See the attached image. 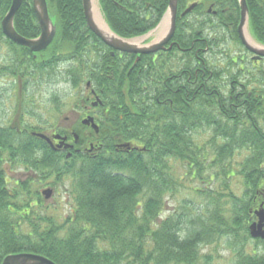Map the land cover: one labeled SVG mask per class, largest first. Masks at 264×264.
Returning <instances> with one entry per match:
<instances>
[{"label":"trees","instance_id":"16d2710c","mask_svg":"<svg viewBox=\"0 0 264 264\" xmlns=\"http://www.w3.org/2000/svg\"><path fill=\"white\" fill-rule=\"evenodd\" d=\"M46 1L56 36L42 53L43 61L32 59L28 50L10 42L0 30V48L7 55L1 77L33 79L38 84V78L49 76L47 70L56 67L61 48L78 54L86 37L93 44L99 42L86 26L81 0ZM177 1L178 11L191 2ZM10 3L0 0V20ZM167 3L141 0L144 9L137 13L120 9L112 0H100L99 5L110 30L129 39L154 28ZM207 4L215 16L205 13ZM246 4L249 33L264 45V2L246 0ZM194 9L190 15L194 17L176 20V44L157 57L140 56L134 62L130 56L124 63L117 52L110 57L106 51L101 72L114 81L98 83L100 76L94 85L107 84L103 101L109 102L111 116L102 124L108 137L98 140L93 157L75 154L64 163L60 153L39 138L30 135L15 146L11 138L0 137V264L18 253L39 254L55 264H201L211 261L203 247L220 239L227 241L234 264H264L243 253L250 241L254 201L264 185V132L258 121L264 122V90L249 88L247 68L236 72L230 66L242 58L244 49L236 35L237 0H202ZM13 23L25 37L38 35L31 0H23ZM219 30H231L233 37L228 38L237 48L222 39L211 40ZM200 133L208 135L206 141L198 142ZM120 144H128L129 150H117ZM3 152L7 160L1 157ZM241 152L244 158L237 170L229 160ZM4 161L26 165L39 173L40 181L52 174L59 183L70 177L73 213L58 225L38 216L30 202L21 205L18 194L9 196L1 173ZM170 161L183 168L188 192L201 201L184 200L162 217L165 194L186 189L182 179L175 182L170 176ZM236 176L244 185L240 195L233 191ZM195 180L219 181L220 186L194 187ZM27 184L22 185L24 190ZM11 216L21 217L13 221ZM18 221L25 222L29 232L17 230Z\"/></svg>","mask_w":264,"mask_h":264},{"label":"flooded vegetation","instance_id":"af4514ba","mask_svg":"<svg viewBox=\"0 0 264 264\" xmlns=\"http://www.w3.org/2000/svg\"><path fill=\"white\" fill-rule=\"evenodd\" d=\"M112 1L115 4V6H118L122 10H126L128 13L131 11H135L137 13V11H140V9H144V7H142L141 0H121L127 3L126 6L118 5L114 0ZM95 2L97 5L96 7L99 8V11H100V5H99L100 0H95ZM191 2L196 3V6L194 7L196 8L202 2V0H191ZM187 4L184 5V7L180 11H178V7H177L176 20L178 18H184L186 16L188 17L194 12L195 9L193 8L190 12L181 16V14L187 8ZM167 6H168V3H167ZM177 6H178V1H177ZM81 8H82V3H81ZM166 10H167V7H166ZM204 11L207 14H212L213 16L216 15V12L212 9L211 4L210 5L207 4V6L204 7ZM165 12L163 13L162 17L160 18V20L158 21V23L156 24L154 28H152L150 31L140 36L129 38V40L136 39L137 40L136 42L138 44L145 45L146 43L149 44L152 41H156L157 39H160L161 38L160 36L162 35V28H159L155 32L151 33L148 36V38L145 39L144 37L148 35L149 32L155 30L159 25H161V21H162V18ZM82 14H83V10H82ZM190 17H194V16H190ZM176 20H175L174 31L172 35L170 36L169 40L165 43L162 49L154 53L142 54V55L124 53V52L113 50L112 48L108 47L106 44H104L103 42L99 40V42H101L105 46V50H104L100 48L101 45L99 42H96V44H93L92 39L88 37L85 38L86 41L80 43V46H83V45L85 46L80 48V50L78 51V54L68 53L64 51L65 49L61 48L60 52L56 53V57H58L57 62H56V67L53 69L47 70L48 73L50 74L49 76H51L52 79L43 78L42 81L52 80L53 85H50V87L55 88L56 92L62 87L64 91H66V89L68 90L72 89L71 91L74 92V95L75 93L77 94L75 97L77 99L75 101H70L72 106L67 111V114L64 117H59L55 121V124H52L50 126L49 131L47 132H45L44 130H42L41 128L37 126H28L23 121L22 110L28 109L29 103H33L32 102L33 100H30L31 98L26 97L24 98V101L22 99L20 102V105L18 108V110L20 111V114H18L15 120L11 122L12 120L11 118V120L10 119L5 120L6 123H3L0 125V137L11 138V139L15 137L16 140L23 141L27 139V136H30V135L33 136L35 133H42L50 139L53 145L54 151H58L60 153V155L63 158L64 163H66V161L69 160L75 154L76 155L87 154L93 157V155L96 154L97 151L99 150L98 140L101 139L102 141L108 137L102 131V124L105 121L109 120L111 116V110L108 108L109 102L103 101V98H107V93H108V89L106 88L107 84L99 85V86L94 85L95 83L94 79H98L100 76H102V78L100 79L98 83L108 82V80L114 81L113 79H108L107 72H103L106 78L103 77V73L101 72L102 70L101 61H103V59L106 57V51L110 57H113L115 55V52H117L118 59L119 60L124 59L123 60L124 63H129L128 60H126L125 58H130V56L134 57L133 58L134 62L137 59L139 60L140 56L151 55V56L157 57L161 52L170 50L172 46L176 44L174 41L175 34L177 32ZM229 27L232 30L233 27L231 26ZM231 30L229 31V33L228 32L223 33V31L219 30L217 31V34L211 36L210 39L218 43L220 39L227 38V40L231 42L230 39L228 38L229 37L228 35L230 36L233 35ZM236 35L239 40V37L237 34V26H236ZM35 37H32V38H35ZM49 48H50V45L46 48V50ZM28 52L30 51L28 50ZM42 52H38L37 55L32 54V57L34 59L36 58L41 59V61H43ZM34 55H36V57H34ZM241 57H242L241 59L237 60L238 63L233 62L234 65H230V66L236 72L239 70H242V68L244 69L247 68L246 74H247V81L250 82V83L248 82L249 88H261V89L263 88L264 90V76H261L262 78L261 84L256 85L253 82V75H257L259 77L258 72L262 73L259 68L261 67L262 62L264 61V57L253 54L245 49H243ZM94 71L96 72V74H94ZM29 72H33V71H29ZM21 81H22L21 78H18L15 81L16 84H11V85L8 84L6 89H8V91L10 90L17 91V93L22 95L24 91L27 92V90L31 88L32 85H34V88H36L39 91L38 88L40 86L38 84L37 85L36 84H31V85L21 84ZM76 83H79L78 87H75ZM100 87H103V88H100ZM31 96L34 98L35 94L33 93V95ZM41 97L44 98V100H46L45 99L46 96L44 94L43 96L41 95ZM53 103L55 105L59 102L53 101ZM46 104H47V100L45 101V105ZM30 109H33V108L31 107ZM39 109L40 110H38V113L39 111L43 110V108H39ZM53 109L56 110L57 106H55V108H52V111ZM61 120H64L66 122L70 121V123H68V126H62ZM258 121L260 122V127L262 131L264 132V122L260 121V119H258ZM60 140L62 142H60ZM17 168L18 169L20 168V171ZM2 170L3 171L1 173L4 177L3 178L4 183H6L7 176L11 179H13V177L15 178L18 177L13 185L18 186L19 188H22V185H26L28 180H30V178L34 176L32 175L34 174V172L29 170L27 166L24 164L16 163L15 165L14 164L12 165L10 162H5L2 164ZM17 170L19 172H16ZM46 188L52 191L51 198H49V200H51L52 196L55 194L54 189L50 188L49 185H46ZM46 188H43L39 194L41 195L42 191ZM5 190L8 191L9 196L12 197L13 195H15L14 190L9 189V187L5 186ZM255 200H258L259 204L262 203V201L264 202V189H262L261 192L260 191L258 192V198ZM46 201L48 200L43 199L44 203H46ZM255 220H256V217H255Z\"/></svg>","mask_w":264,"mask_h":264},{"label":"rangeland","instance_id":"374dc122","mask_svg":"<svg viewBox=\"0 0 264 264\" xmlns=\"http://www.w3.org/2000/svg\"><path fill=\"white\" fill-rule=\"evenodd\" d=\"M228 37V36H227ZM226 40V44L228 46L237 48L234 43H231L227 40V38L222 39ZM101 41V40H100ZM102 42V41H101ZM224 47L223 45H221ZM3 48H0V65L3 63V61L6 59L7 55L5 52L2 51ZM239 49V47H238ZM237 49V50H238ZM236 50V49H235ZM240 50V49H239ZM238 50V53H239ZM236 52V51H235ZM237 53V52H236ZM8 59V58H7ZM262 73L258 72V75H253V82L256 85L261 84L262 78L261 76H264V61L261 64V67L259 68ZM38 74V73H37ZM14 79V78H13ZM23 79V78H21ZM52 79V78H50ZM14 80H17L15 78ZM8 84L11 85V82L9 81V78L1 77L0 76V125L3 123H6L5 120H11L13 122L15 118L20 114V111L18 110L21 100L26 97L31 98L30 100H33V103H29L28 109H23V121L28 126H37L44 130L45 132L49 131V128L52 124H55V121L59 117H64L67 114V111L72 106L70 101H75L77 98L76 93L74 95V92L71 90L66 89V91L59 89L57 92L55 88L50 87V85H53L52 80H45L42 81L40 78H38V85L40 86L38 89L39 91L34 88V85H32L31 88L27 90V92H23L22 95L17 93V91L10 90L8 91L7 86ZM16 84V83H15ZM55 90V91H54ZM35 94V97L33 98L31 95ZM43 94L46 96L45 99L47 100V104L45 105L44 98L41 97ZM53 101L59 102L54 105ZM57 106V109L52 111V108H55ZM23 107V106H22ZM33 109H30V108ZM39 108H43V110H40ZM26 112V114H25ZM62 126H68V123L70 121L66 122L64 120H61ZM207 133V132H206ZM206 133H200L196 136L198 142L205 140V138L208 136ZM204 134L206 136H204ZM195 138V139H196ZM11 140H13L16 144V138L13 137ZM206 141V140H205ZM6 155L7 153L3 152L1 154V157L7 160ZM243 152L240 154H236L233 156L232 159H230V164L234 168H237L239 170V163L243 160ZM7 161H4L5 163ZM264 162V161H263ZM13 165V164H12ZM169 174L172 177V179L175 182H179L181 179L184 181L185 188L184 190L180 189H174L173 192H168L165 194V204L162 212V217L167 216L170 214L173 209L177 206H181V203L185 200L186 202L191 200L194 202L201 201L200 197H197L196 195L188 192L189 185L187 181L183 178V168L177 164L174 163V161L169 162ZM18 169V168H17ZM20 171V168L18 169ZM16 172H19V171ZM211 170L209 168L206 169L205 173H209ZM32 178L28 180V184L26 186V189L24 190L23 187L19 188L18 186H14V182L17 180V178L13 177V179L6 177V184L5 186L9 187V189L14 190V193L18 194L19 202L22 205V203H25L26 201L32 203H37L35 206L36 211H38V216L47 217L52 219L56 224L60 225L64 222V220L74 211V204H73V195L69 194L68 192L71 189V178L65 176L62 181L59 183L55 180V177H53V174L51 177H49L45 181L39 180V173L32 174ZM238 178V179H237ZM235 182L233 184L232 180L229 181L231 184H233V191L236 195H240L243 192V181L240 179V176H236L232 178ZM196 182V183H194ZM193 183L194 187L199 186L200 188H218L219 189V181H213L211 183L208 182H201L198 180H195ZM264 184V183H263ZM46 185H49L50 188L54 189L55 194L52 196V199L46 201V203L43 202V197L39 198L37 195L40 193V191L43 188H46ZM11 186V187H10ZM264 189V185H261L259 187V190ZM197 197V198H196ZM14 201V200H13ZM39 201V202H38ZM255 206H259V201L255 200ZM32 203L31 205H33ZM15 204H19L18 201H16ZM5 212V211H2ZM6 214H8L6 212ZM9 215V214H8ZM73 215V214H72ZM35 216V217H38ZM21 217V216H16ZM15 216H11V220H17L19 218H16ZM255 221V218L252 220V222ZM20 223L18 225L17 230H19L21 233L29 232V227L25 224L23 221H18ZM16 226V225H15ZM248 236L250 237V241L248 240L244 245V255L249 257L250 261L253 259H257L259 261L264 260V239L260 238H252L248 232ZM203 254H206L211 257V261L209 263L202 262L201 264H234L235 261L233 260V255L231 254V250L228 246L227 241L220 239L218 242L213 243L211 245H206V247H203L202 249Z\"/></svg>","mask_w":264,"mask_h":264},{"label":"water","instance_id":"95a60500","mask_svg":"<svg viewBox=\"0 0 264 264\" xmlns=\"http://www.w3.org/2000/svg\"><path fill=\"white\" fill-rule=\"evenodd\" d=\"M23 0H11V4L8 12L2 18L0 27L2 33L9 40L15 44L28 48L33 53H38L44 50L54 39L56 29L52 21L49 19L46 0H32V7L34 11L35 18L38 22L40 33L35 39H26L20 36L14 29L13 19L19 9ZM239 6V23L237 27V34L239 40L246 50L256 54L258 56L264 57V46L257 44H250L246 40V28L248 25V9L245 0H237ZM196 6L195 2H190L187 4V8L181 14V16L190 12ZM83 15L89 30L97 36L104 44L113 50L131 53L136 55L149 54L159 51L163 48L165 43L169 40L170 36L174 31L176 14H177V0H168L167 10L162 18L161 25H159L155 30L151 31L144 38L162 28V35L160 39L152 41L146 45H140L136 39H122L114 34L109 27L103 21V18L97 7H94L92 0H82ZM97 14V15H96ZM100 17V20H98ZM249 37V36H248ZM143 38V39H144ZM142 39V40H143ZM141 40V41H142ZM38 138L44 140L51 146V141L44 135L37 134ZM52 147V146H51ZM45 198H49L51 191L46 189L42 192ZM257 217V222L252 223L249 226V233L252 238H262L264 239V210L263 204L259 206V209L255 211ZM1 264H55L48 258L32 253H19L6 256Z\"/></svg>","mask_w":264,"mask_h":264},{"label":"bare ground","instance_id":"6f19581e","mask_svg":"<svg viewBox=\"0 0 264 264\" xmlns=\"http://www.w3.org/2000/svg\"><path fill=\"white\" fill-rule=\"evenodd\" d=\"M92 3H93V5H94V7L97 6L95 0H92ZM96 15H97V14H96ZM98 20H100V17H98ZM246 40H247L250 44H252V42H253V41L248 37V34H246Z\"/></svg>","mask_w":264,"mask_h":264}]
</instances>
